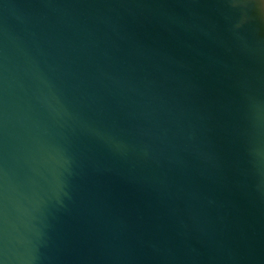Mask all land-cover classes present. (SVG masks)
Masks as SVG:
<instances>
[{
  "label": "water",
  "instance_id": "water-1",
  "mask_svg": "<svg viewBox=\"0 0 264 264\" xmlns=\"http://www.w3.org/2000/svg\"><path fill=\"white\" fill-rule=\"evenodd\" d=\"M0 264H264V0H0Z\"/></svg>",
  "mask_w": 264,
  "mask_h": 264
}]
</instances>
